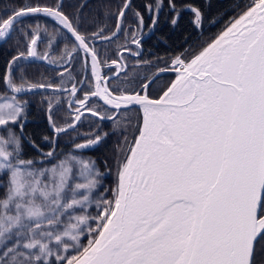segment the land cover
<instances>
[{"label": "snow or ice", "instance_id": "1", "mask_svg": "<svg viewBox=\"0 0 264 264\" xmlns=\"http://www.w3.org/2000/svg\"><path fill=\"white\" fill-rule=\"evenodd\" d=\"M167 5L174 13L172 26L187 8L200 27L198 7H178L175 0ZM86 7V0H28L0 16V39L15 31L17 43L26 48H18L0 73L12 93L10 102L6 98L0 103V115L9 117L0 118V131L20 125L22 134L27 101L15 94L27 88L56 95L47 106L53 143L55 134L75 132L85 114L96 125L85 135L94 138L75 144V149L102 142L108 133L99 131L100 121H111L114 128L123 123L126 133L117 149L112 199L95 202L98 212L87 230V244L73 237L78 241L74 247L49 253L42 264H257L258 245L264 252V0H248L190 59L185 54L171 58V66L160 71L174 72L175 78L158 98L150 97L152 76L121 79L127 71L125 56L140 55L143 13L132 9V0H120L115 12L104 13L105 21L114 20L113 30L95 14L85 13ZM163 7L164 0L145 4L150 27L158 23ZM130 9L135 24L124 29ZM26 17L52 22L42 54L36 50L38 37L48 32L47 26L38 22L25 27L20 21ZM121 30L126 40L131 33V40L117 46V58L109 61L108 45ZM58 39L65 43L53 57ZM32 57L59 69L58 83H29L25 68L14 71ZM113 67L114 74H104ZM65 102L69 116L60 126L56 112ZM43 155L50 158L55 151ZM10 253V247L0 249V257Z\"/></svg>", "mask_w": 264, "mask_h": 264}, {"label": "clouds", "instance_id": "2", "mask_svg": "<svg viewBox=\"0 0 264 264\" xmlns=\"http://www.w3.org/2000/svg\"><path fill=\"white\" fill-rule=\"evenodd\" d=\"M102 182L93 157L74 150L50 162L24 157L15 130L0 132V249L11 248L0 264H42L49 253L74 247L73 237L91 226Z\"/></svg>", "mask_w": 264, "mask_h": 264}, {"label": "trees", "instance_id": "3", "mask_svg": "<svg viewBox=\"0 0 264 264\" xmlns=\"http://www.w3.org/2000/svg\"><path fill=\"white\" fill-rule=\"evenodd\" d=\"M93 1L86 0L87 7L84 9L85 13L93 14ZM118 4L120 0H114ZM140 0H132V9H139L138 4H133ZM142 1V0H141ZM150 3L151 0H145ZM28 0H0V16H6L7 10L13 7L22 6L27 3ZM33 3L37 0H32ZM41 3H52L53 0H39ZM66 3H76L77 0H65ZM84 2V0H79ZM178 7L185 5L198 7L202 12V20L200 27H196L193 24V13L187 8L181 12L179 22L176 26L170 24V20L174 13L170 12L168 5L163 7V10L159 14V21L155 25L154 31L146 39V47L148 54H151L160 61L158 65H166L170 59L186 49L189 45L190 50L186 51L187 59L198 52L203 46L211 41L227 24L230 20L237 17L244 5L248 0H175ZM167 3V0H165ZM132 9L127 13V17H131ZM116 8L111 7V12H114ZM43 18V17H42ZM39 20L38 17H26L20 21L25 27L32 26L33 21ZM41 20V19H40ZM18 33L12 32L8 38L0 43V73L5 69V65L11 56L16 55L17 49L26 51V48L22 46V43H17ZM20 67L26 69L25 75L27 82L29 83H41L43 82L44 73L47 67L43 62L30 61V58L26 62H21L20 65L14 70L19 73ZM174 77V76H173ZM172 77V78H173ZM170 79V81L172 80ZM168 82V84L170 83ZM16 84H20L19 79L14 78ZM9 93L4 85L2 79H0V94ZM42 91H33L20 96H16L19 101H27L26 113L22 118V147L23 156L43 159L46 157H40V153L32 145L33 143L39 147L41 153H46L49 147L52 146V132L46 124V105L42 98ZM17 129L21 128L20 125L16 126ZM44 136H48L49 142L43 139ZM74 135L71 131L59 134L55 144V154L59 155L72 148L71 142H63L72 138ZM106 153V152H105ZM92 157L97 162L100 169L104 170L103 182L106 185V196L112 199V189L116 187L117 180V159L111 158V153L106 154L104 160L97 159L95 153L91 152ZM107 155L109 157H107ZM123 158V157H122ZM49 162L51 157L47 158ZM264 244V240L261 241ZM257 264H264V252L260 251V245L257 247Z\"/></svg>", "mask_w": 264, "mask_h": 264}, {"label": "flooded vegetation", "instance_id": "4", "mask_svg": "<svg viewBox=\"0 0 264 264\" xmlns=\"http://www.w3.org/2000/svg\"><path fill=\"white\" fill-rule=\"evenodd\" d=\"M133 4H138V8H139L138 10H140L144 15V28H143V31L140 33L141 39H142V49H141V52H140V55L138 58L132 57V56H125L123 63L127 64V71H126V73H123L121 75V79H123L124 76H127V77L136 76L137 78L152 76L154 78V83L152 84L151 88L149 89V93H150L151 98H156L160 94L161 90L168 84V82L174 76L175 73L171 72V71H162V72L160 71V69H167L171 66V59L169 62L166 63V65H158V64H160V61H157V58H155L151 54H148L147 47H146V39L148 37H150V35L152 34V32L154 31V28H155V27H150L151 26V17L145 11V8H144L145 4H148V2H146L145 0H142V1L140 0V1L135 2ZM117 5H118V3L114 0H94L93 1V14L98 16L101 19V21L106 22L109 29L114 30L115 29L114 20L109 18L107 21H105L104 13H105V11H111V7H113V6L116 8ZM166 5H167V3H165V0H164V6H166ZM130 16L131 17L126 16V18H125L124 29H128L130 26H133L135 24V20L133 17V11H132V15H130ZM38 18H39V20H36L35 23L39 22L42 25L47 26V29H48L47 33L42 31L38 37L39 43L37 45L36 50L38 51V53L42 54L46 50L47 41L49 39V34L52 32L53 25H52V22L48 18H45V17H43V18L38 17ZM35 23L32 26H34ZM106 34H108V33H106ZM130 40H131V33H128L127 40H126L125 31L121 30L120 33L118 34V36L116 37V39L113 40L110 45H108V50L111 51V55L108 56V60L110 61L112 59H116L117 58L116 57L117 46L124 45L126 42H130ZM64 43H65V41L58 39V43L55 46V49L52 53L53 57H58L60 55V48L63 47ZM185 48L186 49L181 51V54H185L184 58L187 59L186 51L190 50L191 47L189 45H187ZM132 50L135 51L136 50L135 47H133ZM30 61L43 62L45 64V66L47 67V70L44 73L43 82H46L48 79H51L53 83H58V81L55 79V77H56V73L59 69H57L54 65H49L47 62L41 61L35 57L30 58ZM143 61H151L152 63L150 65H144L142 63ZM115 72H116V67H113L110 71L105 69L104 74L105 75L114 74ZM77 75H79V73ZM141 82H143V81H141ZM114 83H115V81H114ZM41 91L43 93L42 98L44 100L46 107L48 106L49 98H51L53 101H55L56 95H54L51 92V90H45L44 89ZM61 100L63 101L62 96H61ZM94 103H95V101H94ZM65 107H66V102L56 112V116H57L56 122L60 126H64V119H62V118L69 116V113L64 111ZM133 115H134V113H133ZM92 119L93 118H91L89 114H85L83 120L80 122L79 127L76 129V131L75 132L71 131L74 136L70 139L63 140V142H68V141L71 142L72 148L74 149V151H77V152L82 153L84 155H87L89 157H92L91 152H93V153H95V156L97 159L104 160L106 157L105 155L108 153H111V156H112L111 158L117 159V157H118L117 149L121 147L120 142L124 139V136L126 135V133L124 131L123 123L121 124V126L119 128H114L111 121H108V120L100 121L99 122V125H100L99 131L108 133V135L102 140V142H100L97 145L90 146L86 149H79V150L75 149V147H74L75 144L86 143L87 138H94V137H87L85 135L89 132L90 128L96 127L95 123L91 122ZM68 122H71L70 119ZM133 122H135V120H133ZM46 124L49 128V131L52 132V138H53L54 133H53L52 129L50 128V126L48 124V120H47V108H46ZM128 132H131L130 128L128 129ZM78 133H79V135H78ZM58 135L59 134H56V136H55V143L52 142V146L49 147L45 151L48 152L49 150H53L55 148L56 139H57ZM38 152L41 155L40 157H45L43 155L44 153H41L40 151H38ZM119 155H120V158L123 157L122 153H120ZM107 157H109V156L107 155ZM94 161H95V159H94ZM95 164L99 168V170L102 172V175H104V170L100 169V167L98 166L96 161H95ZM102 184L104 185V182H102ZM105 187H106V185H105Z\"/></svg>", "mask_w": 264, "mask_h": 264}, {"label": "rangeland", "instance_id": "5", "mask_svg": "<svg viewBox=\"0 0 264 264\" xmlns=\"http://www.w3.org/2000/svg\"><path fill=\"white\" fill-rule=\"evenodd\" d=\"M35 21H33L32 24H34ZM36 24V23H35ZM41 24V23H40ZM11 94L10 93H4V94H0V103H4L5 102V99L7 98L10 102V98H11ZM25 113H26V107H25V110H24V113L22 115V118L25 116ZM17 125H14L12 126V129L15 130V132L19 135V132H18V129L16 127ZM2 132V131H0ZM82 154V153H81ZM87 156V155H86ZM96 165V164H95ZM101 172V171H100ZM102 173V172H101ZM97 196V201L98 200H101V199H109L107 196H106V187L105 185L101 184L100 187H99V190L96 194ZM98 212V209L96 207V203L93 204V206L91 207L90 209V214L92 215V217H94ZM91 226H94V221L92 220L91 221ZM88 234H87V231L82 235V237L80 238V243L81 244H87V241H88ZM262 242H260L261 244ZM69 254H74V252H71Z\"/></svg>", "mask_w": 264, "mask_h": 264}, {"label": "water", "instance_id": "6", "mask_svg": "<svg viewBox=\"0 0 264 264\" xmlns=\"http://www.w3.org/2000/svg\"><path fill=\"white\" fill-rule=\"evenodd\" d=\"M224 28H225V27H224ZM224 28H223V29H224ZM223 29H222L221 31H223ZM221 31H220V32H221ZM220 32H219V33H220ZM219 33H218V34H219ZM218 34H217V35H218ZM217 35H216V36H217ZM216 36H215V37H216ZM215 37H214L213 39H215ZM7 38H8V37H7ZM7 38H6V39H7ZM6 39H0V43L4 42ZM213 39H212V40H213ZM212 40H211V41H212ZM211 41H209L208 43H210ZM205 46H206V45H205ZM196 53H197V52H196ZM196 53H195V54H196ZM190 58H191V57H190ZM190 58H189V59H190ZM174 78H175V75H174V77H173L172 79H174ZM170 82H171V81H170ZM7 90H8V89H7ZM38 90H44V89H35V90H31V89H27V88H25L21 93H16L15 95H16V96H20V95H23V94H26V93H29V92H33V91H38ZM8 92H10V91L8 90ZM10 93H11V92H10ZM11 94H12V93H11ZM156 98H158V97H156ZM48 124H49V123H48ZM18 132H19L20 137L23 139V134H21V128H18ZM55 136H56V134H55ZM116 183H117V180H116Z\"/></svg>", "mask_w": 264, "mask_h": 264}]
</instances>
